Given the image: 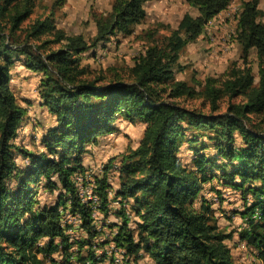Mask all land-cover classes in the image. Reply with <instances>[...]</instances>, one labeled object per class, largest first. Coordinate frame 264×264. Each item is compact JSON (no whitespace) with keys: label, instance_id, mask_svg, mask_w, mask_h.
<instances>
[{"label":"trees","instance_id":"16d2710c","mask_svg":"<svg viewBox=\"0 0 264 264\" xmlns=\"http://www.w3.org/2000/svg\"><path fill=\"white\" fill-rule=\"evenodd\" d=\"M65 1L41 5L39 12V0H0V264H101L94 251L101 229L94 227L92 205L77 194L73 177L85 171L86 145L116 131L119 115L144 122L143 136L119 161L118 187H112L106 170L93 190L106 218L115 213L112 203L120 205L122 222L114 225L118 231L112 240L127 250V261L144 264L149 256L154 264H242L228 244L234 233L219 226L204 192H216L222 202V192L233 189L244 200L243 210L234 211L246 221L240 244L264 264L261 0H242L237 21L244 60L256 50L258 82L251 66L234 64L225 77H206L200 88L177 79L175 66L186 45L206 33L209 20L232 0H187L198 13L186 12L168 36L148 43L125 73L110 77L82 66L83 55L96 53L118 33L133 34L146 17L148 0H113L109 11L95 15L92 38L58 26L55 9ZM147 34L153 38L156 32ZM17 60L39 75L40 104L57 119L42 136V150L16 142L29 117V106L11 87ZM184 142L195 153L193 166L179 156ZM18 156L28 163L20 164ZM41 182L50 193L59 190L55 204L37 201ZM68 206L81 215L88 238L73 240L67 232L62 217ZM86 246L91 248L83 256Z\"/></svg>","mask_w":264,"mask_h":264},{"label":"rangeland","instance_id":"374dc122","mask_svg":"<svg viewBox=\"0 0 264 264\" xmlns=\"http://www.w3.org/2000/svg\"><path fill=\"white\" fill-rule=\"evenodd\" d=\"M55 1L39 0V12L42 11L41 5L53 7ZM231 3L230 9H227L228 11L225 10L221 14L219 13L215 20L210 19L211 22H208L206 33L204 32L203 36L190 42L181 51L179 62L175 66L177 79L186 80L200 88V83L204 82L206 77H225L234 64L242 66L247 64L253 68L258 82L259 66L256 50L253 49L248 60H244L242 47L237 39L238 13L242 9V0H232ZM260 7L263 10L260 20L264 21V0H261ZM110 9L111 0H66L63 5L56 7L55 17L58 26L64 28L68 33H81L87 38H92L97 31L95 15L107 12ZM146 12L143 21L134 27L133 34L125 36L118 33L112 36L107 46L99 47L96 53L92 51L85 53L81 65H88L89 70L94 75L104 73L110 77L115 72L125 73L126 69L132 66L136 58L145 51L148 43L168 36L171 30L178 26L186 12L193 15L198 13L197 8L190 5L187 0H150L146 2ZM153 30H155L156 35L150 38L147 32ZM38 86L39 75L35 71L26 68L20 60H17L13 66L11 87L16 91L21 104L29 106V117L20 127L16 142L31 149L42 150L45 149V145L41 142L42 136L58 123L55 115L47 107L40 104ZM199 103L200 100L194 101V104L198 105ZM222 107L223 109L227 107L226 101L223 102ZM114 124L117 128L116 131L100 135L96 141L86 145V151L83 153L85 171L77 173L73 177L79 189L84 190L85 187L93 190L94 188L96 191L95 180L102 178L106 170L108 173L107 179L112 182V187H118L121 166L119 161L129 151L138 146L146 124L142 121L132 123L122 115L117 117ZM204 140L207 143L209 142V139L205 138ZM189 146L188 142H184L179 156L184 163L193 166L195 153ZM206 152H213V150L211 148ZM17 159L22 165L28 163V159L22 156H18ZM217 174L219 173L217 172ZM206 185L207 188H210V183ZM218 187L224 188L222 185ZM231 190L222 192L224 198L222 202L221 199L217 198L216 192H211L208 189L204 192L216 208L215 215L219 226L227 232L234 233L233 238L228 240V244L232 248L235 259L242 264H262L255 251L240 244V232L246 226V221L234 211L243 210L244 200L241 191L233 193L234 190ZM58 192L59 190L54 193L48 192L41 182L37 187V201L41 204H55ZM112 194L114 195V192ZM118 208H120V205L112 203V212L114 210L115 213H110L107 218L105 215L98 213L97 220H100L99 224L102 220L106 222L104 223V225L106 224L105 228L99 232L98 242L96 241L98 244L94 245L95 253L101 256V264L116 263L114 260L116 250L113 247L112 239L118 231L117 226L114 225L122 222V217L117 213ZM62 218L63 223L69 226L68 230L72 232L70 234L73 240L77 238L76 240L79 241L82 238L89 237L87 230L82 225H76L80 223L79 221L74 219L76 224L68 223V218L65 215ZM135 220L136 217L131 218L130 227H136ZM101 242L104 243L101 244ZM89 248L91 247H84L81 254L83 256L88 255ZM74 249L77 250L78 247L74 246ZM56 255L58 256V254ZM142 263L154 264L149 256L145 257ZM116 264L130 263L124 260L123 263Z\"/></svg>","mask_w":264,"mask_h":264},{"label":"bare ground","instance_id":"6f19581e","mask_svg":"<svg viewBox=\"0 0 264 264\" xmlns=\"http://www.w3.org/2000/svg\"><path fill=\"white\" fill-rule=\"evenodd\" d=\"M232 4V3H231ZM231 4H230V6H231ZM230 6H229V8H230ZM229 10V9H228ZM228 10H226V11H228ZM240 13V12H239ZM238 13V14H239ZM215 18H216V16L214 17V18H212L211 20H215ZM211 20L209 21V22H211ZM81 176V175H80ZM77 178V177H76ZM78 179V178H77ZM81 185V184H80ZM79 185V186H80ZM85 186H87V185H85ZM90 186V185H89ZM88 186V187H89ZM76 188H77V191H78V194L81 196V198L82 199H87V191H82L81 189H79V187H78V184H76ZM89 194H91V200H87V203H90L91 205H92V209H93V211H102L101 210V207H100V205L102 204V201H101V199H100V197H99V195L97 194V193H94L93 192V190H91L90 188H89ZM70 208V206H68L64 211H63V213H64V215L66 216V211L68 210ZM71 211V210H70ZM72 213V212H71ZM103 214V213H102ZM104 215V214H103ZM75 216H81L80 214H78V215H75ZM95 220H94V223H96V225H97V227L99 228V229H103V225H104V223H106L105 221H101V224H99L100 222V220L98 221L97 220V218H94ZM106 220V219H105ZM79 224H77V226L78 225H81V223H82V220H79ZM108 224V223H107ZM65 226H66V224H64ZM99 225H100V227H99ZM101 225H102V227H101ZM106 225V224H105ZM110 245H112V244H110ZM113 247L115 248V250H116V256L114 255V260L115 261H120V262H124V260L126 261L130 256H126L127 255V250L125 249V248H123V247H119V246H117V245H113ZM109 250H111V249H109ZM111 252V251H110ZM113 253V252H112ZM145 258V257H144ZM133 259V258H132ZM130 260H131V258H130ZM128 262V261H127ZM131 262H133V261H131ZM116 263H118V262H116ZM115 263V264H116Z\"/></svg>","mask_w":264,"mask_h":264},{"label":"built area","instance_id":"2783aa9c","mask_svg":"<svg viewBox=\"0 0 264 264\" xmlns=\"http://www.w3.org/2000/svg\"><path fill=\"white\" fill-rule=\"evenodd\" d=\"M227 9H230L229 8V6L227 7ZM75 183L77 184V182L75 181ZM92 185H94L93 183H91ZM82 191H87V199H82L84 202H86L87 203V200H91V194H89V188H85L84 187V190H82ZM78 194V193H77ZM112 196V195H111ZM93 212V217L94 218H97V217H99L98 216V213L99 214H102V212L101 211H92ZM66 217L68 218V223H74V224H76L75 223V221H74V219L76 220V221H79V220H82V217L81 216H75V215H73L72 213H71V211H70V208L66 211ZM74 221V222H73ZM63 224H65V223H63ZM77 225V224H76ZM66 227H67V232L68 233H72L70 230H68V225H66ZM114 243V242H113ZM115 244V243H114ZM126 256H128V254L126 255ZM115 262H118V263H120V261H115Z\"/></svg>","mask_w":264,"mask_h":264},{"label":"crops","instance_id":"0c3cea01","mask_svg":"<svg viewBox=\"0 0 264 264\" xmlns=\"http://www.w3.org/2000/svg\"><path fill=\"white\" fill-rule=\"evenodd\" d=\"M148 1H150V0H148ZM112 2H113V0H111V7H112ZM225 10H226V9H225ZM225 10H223L222 12H224ZM222 12H221V13H222ZM221 13H220V14H221ZM203 35H204V34H202L201 36H203ZM201 36H200V37H201Z\"/></svg>","mask_w":264,"mask_h":264}]
</instances>
